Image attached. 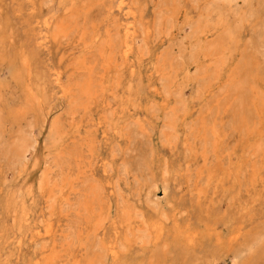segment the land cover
<instances>
[{
	"label": "rangeland",
	"instance_id": "rangeland-1",
	"mask_svg": "<svg viewBox=\"0 0 264 264\" xmlns=\"http://www.w3.org/2000/svg\"><path fill=\"white\" fill-rule=\"evenodd\" d=\"M134 2L146 16L159 15L163 22L168 14L165 9L173 0ZM192 2L202 9L200 23L212 19L215 26L229 27L231 32L245 36L247 53H255L264 67V0ZM116 4V0H0V188H31L35 206L43 201L44 206L55 212L51 218L57 228L54 246L60 255L57 264H73V249L80 246L70 230L73 225L84 227L87 201L93 200L95 219H103V225L99 221L100 232H106L115 217L127 227L129 239H138L137 251L152 238L141 228L157 217L169 221V208L184 190L188 193L179 218L190 215L194 220L213 223L225 243L216 244L214 237L205 238L200 248L166 242L150 253L148 262L264 264V165H260L259 156L252 157L235 180L227 179L222 184L217 178L208 179L205 170L198 179L204 164L199 155L205 147L198 141L200 118L214 108L216 100L204 104L201 112L184 125L182 134L176 131L178 116L190 96L196 98L201 84L183 86L181 79H177L178 91L170 95L175 100L174 112L160 109L154 103L149 88L143 86L147 82L145 68L150 67L148 60L159 35L151 43L145 42L141 33L137 41L139 47L144 44L143 62L138 66L142 87L136 84L128 110L122 111L129 65L121 56L123 47L119 46L125 18L118 13L108 15L116 10ZM56 11L62 25L55 31L56 39L45 42L42 22ZM108 18L116 41L115 81L109 83V89L104 87L103 80L104 43L101 41L94 48L92 43L96 30ZM189 28L193 27L183 28L184 32ZM223 35L227 37L228 33ZM176 41L184 45L181 37ZM177 42L170 47L173 65L177 64L175 57L181 47ZM83 59L91 71L83 68ZM9 63L11 69L7 67ZM208 73L209 69L192 66L187 79L201 83ZM15 75L18 80H14ZM89 82L95 96L91 99L83 92ZM64 87L72 89L69 95L61 94ZM26 91L34 99L23 106L20 99ZM237 142V132L228 129L224 154L232 153ZM17 144L27 148L24 159ZM207 151L206 168H213L216 160L211 146ZM236 161L235 155L226 157L223 167L230 168ZM22 195L23 192L18 202ZM11 211L0 204V230L3 229L4 236L0 242L6 240L15 226ZM133 225L138 230L132 231ZM234 231H240L239 238L227 243ZM100 241V235L91 236L87 249L95 242L100 256ZM11 251L12 247H5L2 255L7 258Z\"/></svg>",
	"mask_w": 264,
	"mask_h": 264
},
{
	"label": "bare ground",
	"instance_id": "bare-ground-1",
	"mask_svg": "<svg viewBox=\"0 0 264 264\" xmlns=\"http://www.w3.org/2000/svg\"><path fill=\"white\" fill-rule=\"evenodd\" d=\"M116 1V10H111L108 15L118 13L125 18L122 25L124 35L119 41V46L123 47L121 56L129 65V79L125 88L126 93L122 98L124 106L121 110H128L126 107L130 104V96L135 93L136 84L140 85L138 66L143 62L144 44L139 47L137 41L142 36L141 33L144 34L142 37L144 41L151 43L154 37L159 35L160 40L152 46L151 57L148 60L150 67L145 68L147 86H143L146 89L149 88V95L154 103L160 109L174 112L176 110L173 107L175 100L170 95L178 91L176 90L177 79H181L183 86L201 84V87L197 89L196 98L191 95L185 103L184 111L178 116V122H175L178 126L176 131L182 134V131H185L184 125L201 112L203 105L216 100L214 108L208 109L200 118L198 141L203 142L205 147L199 155L204 164L198 172V179L205 170L208 172V179L215 178L216 180L217 178L219 183L223 184L227 179L235 180L242 168L255 156H259L260 165H264V67L255 53L249 51L247 53L245 36L231 32L229 27L226 29L222 28V25L215 26L212 19L200 23L198 20L203 15L202 9L193 6L192 0H173L171 5L167 2L165 12L168 13L166 14L168 17L165 15L163 22L160 21L159 15L158 17L146 16L140 6L135 5V0ZM168 21L171 22L170 25H173V28L170 27ZM174 24H176L175 28ZM61 25L59 13L57 11L52 13L42 22L41 31H44L42 39L45 42L55 40L57 37L55 31ZM100 25V29L94 34L92 43L93 48L101 41L104 43V49L101 51L105 66L103 80L105 81L104 87L109 89V83H113L116 74L113 56L116 41L109 28V18L103 20ZM187 26L193 28H189V31L185 33L183 28ZM177 27H180L179 30L176 29ZM225 32L228 33L227 37L223 35ZM179 37L184 41L183 46L179 43L180 40L176 41ZM173 42L181 44L175 57L176 63L180 66L173 65L174 58H170V47ZM181 58L185 59L179 63ZM7 65L8 68H12L11 63ZM82 66L87 71L92 70L91 66L84 64V59ZM192 66L194 69H209V73L201 79V83L198 80L187 79ZM173 72H175L174 75H172ZM15 79L18 80L19 76L15 75ZM91 85L89 82L83 90L89 99L95 98ZM138 89L142 92L140 87ZM71 90L70 87H64L61 94L69 95ZM33 97L30 91L24 92L20 104L23 106L30 104L33 102ZM144 108L147 109V106ZM209 118L212 119L209 120ZM228 129L237 132L238 142L233 152L226 155L223 144ZM22 145L17 144L20 148V157L24 159L27 148ZM210 146L216 161L213 168H206L209 160L207 150ZM231 155L237 157L236 163L230 168H224V159L226 157L230 159ZM111 189L112 186H110ZM22 192V198L18 202ZM187 193L184 190L174 206L169 208V221L157 217L141 228L152 238L149 239L147 236L149 241L142 243L137 251H135V245L138 239H129L126 232L127 227L119 224L115 217L112 216L108 230L100 232L99 221L103 225V219H95L93 200L87 201L88 215L83 220L84 227L73 225L70 230V234L75 235L74 240L80 246L73 249V264H151L147 261L150 253L166 242H183L187 247L200 248L205 238L214 237L216 244L223 245L224 237L213 223L194 220L190 215L183 219L179 218V214L184 210L183 200ZM32 195L31 188L25 190L0 188V204L4 209H12L11 215L15 220V226L11 229L10 235L4 242L3 240L0 242L3 243V246H0V264H57L58 262L60 255L54 250L57 228L54 227L51 218L55 212L49 210V206H44L43 201L40 206H35ZM32 209H35V213ZM40 221L43 223L41 224ZM137 228L135 225L130 226L132 231L138 230ZM0 231V238H4L3 229ZM84 232H86L85 235ZM98 235L101 236L99 248L102 253L100 256L96 252L98 247H95V242L92 243L90 249H87L91 236L97 237ZM239 236L240 231H234L226 242L231 243ZM47 243L50 244L49 247ZM9 246L12 247V251L6 258L2 252L5 247Z\"/></svg>",
	"mask_w": 264,
	"mask_h": 264
}]
</instances>
